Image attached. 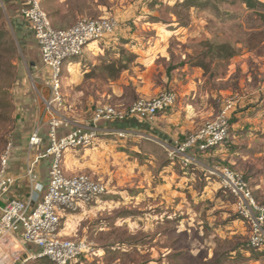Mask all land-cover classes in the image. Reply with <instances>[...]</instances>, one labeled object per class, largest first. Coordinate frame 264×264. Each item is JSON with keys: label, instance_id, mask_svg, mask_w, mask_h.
Listing matches in <instances>:
<instances>
[{"label": "rangeland", "instance_id": "obj_1", "mask_svg": "<svg viewBox=\"0 0 264 264\" xmlns=\"http://www.w3.org/2000/svg\"><path fill=\"white\" fill-rule=\"evenodd\" d=\"M41 1L55 28L82 18L115 23L109 36L64 63L55 108L63 121L88 123L105 107L128 118L138 98L176 94L172 106L141 120L164 129L163 140L131 131L64 153L66 174L85 173L106 187L96 202L61 219L63 237L85 239L94 249L71 264H264V253L248 244L249 226L234 198L213 174L230 167L264 203V10L242 0ZM0 12L11 43L0 67L1 155L9 141L23 142L28 124L50 115L36 91L39 49L31 65L1 4ZM227 101L228 141L196 152L191 163L171 160L163 143H183ZM49 163H37L47 181Z\"/></svg>", "mask_w": 264, "mask_h": 264}, {"label": "built area", "instance_id": "obj_2", "mask_svg": "<svg viewBox=\"0 0 264 264\" xmlns=\"http://www.w3.org/2000/svg\"><path fill=\"white\" fill-rule=\"evenodd\" d=\"M31 30L40 51V66L37 77L38 95L45 103L47 122H38L28 137V146L33 148L42 144L40 135L42 126H47L48 145L26 162L25 176L32 185L28 202L8 198L0 203V244L12 236L16 228L20 229L24 244H33L37 251L28 254L25 262L31 259L45 258L54 264L72 262L93 254L94 249L85 239L65 238L61 234V219L76 212L84 204L96 202L106 192V187L85 173L68 175L62 164L64 153L69 149L86 148L95 140L117 135L126 138L131 135L127 129H113L106 122L122 120L123 115L110 107L100 108L88 123L71 124L61 119L56 107L61 106V77L65 62L82 55L88 44L109 36L115 23L112 19L82 18L66 28L52 26L41 0H25L20 9ZM47 92V97L42 93ZM43 91V92H42ZM176 101L173 91L162 92L150 98H138L128 108L127 115L139 120L153 117L160 111L172 106ZM233 103L227 101L210 120L205 121L195 132L189 134L183 143H163L171 160L180 159L191 163L196 152H207L222 146L230 135L229 113ZM115 118V120H113ZM41 119V118H40ZM65 133L58 136V129ZM13 152V143L9 141L0 155V200L6 194L17 177L9 173L8 166ZM50 158L49 180L44 191L42 184L36 182L34 168L39 160ZM219 180V186L234 198L239 216L249 226V246L255 250L264 248V203L259 204L253 197L250 187L243 177L228 166L217 168L213 173ZM32 204V205H31ZM3 253H5L3 255ZM0 254V264H12L9 251ZM24 263V262H23ZM22 263V264H23Z\"/></svg>", "mask_w": 264, "mask_h": 264}, {"label": "crops", "instance_id": "obj_3", "mask_svg": "<svg viewBox=\"0 0 264 264\" xmlns=\"http://www.w3.org/2000/svg\"><path fill=\"white\" fill-rule=\"evenodd\" d=\"M0 4L4 9L7 20L16 36V39L18 40L21 48H23V50L25 51L27 58L30 59L29 61H32V65L33 62L36 61L35 56L38 46L35 42L31 30L28 27V24L20 15V9L25 6V0H0ZM128 119H131L138 123H144L135 117H128ZM34 124H28L29 127L26 126L24 136L22 137L24 139L23 142L21 141L19 143L18 141H15L13 145V152L9 162L8 171L12 175L16 176L17 179L10 190L2 196L0 200L1 204L10 197L22 200L24 202L29 201L30 193L32 191V185L30 184L28 178L25 176L26 162L29 158H32L37 153L42 152L46 147L44 141H42L41 145L29 148L28 137L32 129L34 128ZM146 125L147 127L142 129L133 127L131 125H127L123 129H127L133 132H143L144 134L153 136L154 138H157L159 140H163L166 136L164 129L160 127H152L148 124ZM64 133V128L58 129V136H62ZM48 160L50 162L49 157ZM37 165L38 164H36L34 168V177L36 179V182L43 185L45 191L48 184L47 174L44 169L39 168V166L37 167ZM20 232V229L16 228L13 231L12 236L2 240V244H0V254H2L4 250L9 251V255L13 259L12 264H20V262L22 264L23 262H25V258L28 254L37 251V248L33 244H24L22 242ZM4 254L5 253H3V255Z\"/></svg>", "mask_w": 264, "mask_h": 264}, {"label": "trees", "instance_id": "obj_4", "mask_svg": "<svg viewBox=\"0 0 264 264\" xmlns=\"http://www.w3.org/2000/svg\"><path fill=\"white\" fill-rule=\"evenodd\" d=\"M242 2L245 4V6L248 9L255 10V9L260 7L264 10V2H262L260 0H242ZM185 3L189 6H194V5H196L197 0H186ZM41 6H42V1H41ZM0 14H1V12H0ZM47 15L49 17L48 13H47ZM259 15L262 17V19H264V13H260ZM4 26L5 25L2 22L0 24V67L4 66L6 63H8L3 55H4V53H7L8 49H10V47H11V43L9 42V39H8V30H6V28H4ZM1 101H3V99ZM106 123L109 127L113 128V129H123L127 125H131L133 127L139 128V129L147 127L146 123L145 124L144 123H138V122L133 121V120L128 119V118H124L122 120H116L113 122H106ZM47 130H48L47 126H42V129L40 132L42 140L44 141L46 146L49 143L48 138H47ZM217 148L218 147H216L215 149H217ZM215 149H213V150H215ZM259 251H261V253H264V248H263V250H259ZM40 264H54V263H52L51 261H48V260H44L43 262H40Z\"/></svg>", "mask_w": 264, "mask_h": 264}]
</instances>
